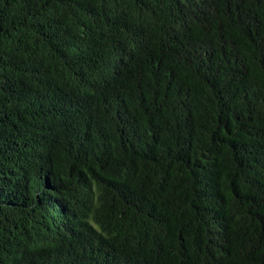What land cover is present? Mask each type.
<instances>
[{
	"label": "trees",
	"instance_id": "obj_1",
	"mask_svg": "<svg viewBox=\"0 0 264 264\" xmlns=\"http://www.w3.org/2000/svg\"><path fill=\"white\" fill-rule=\"evenodd\" d=\"M0 264H264V0H0Z\"/></svg>",
	"mask_w": 264,
	"mask_h": 264
}]
</instances>
